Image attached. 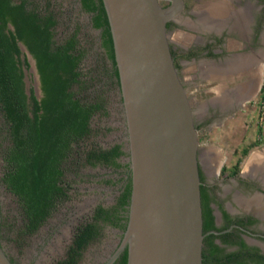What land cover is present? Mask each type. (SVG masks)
<instances>
[{
	"label": "trees",
	"instance_id": "16d2710c",
	"mask_svg": "<svg viewBox=\"0 0 264 264\" xmlns=\"http://www.w3.org/2000/svg\"><path fill=\"white\" fill-rule=\"evenodd\" d=\"M91 14L94 28L110 62L111 80L120 89V75L115 45L104 0H80ZM54 13L30 5L29 0H0V156L3 158L1 180L17 197L21 234L36 232L51 214L58 199L68 194L62 180L63 163L83 158L87 163H105L116 169L127 167L119 158L128 155L122 144L110 148L77 150L92 134V119L107 112L102 96L88 95L84 77L85 51L76 34L61 41L55 29ZM23 42L36 60L41 96L34 87L27 91L25 68L31 64L20 47ZM70 156L75 160H71ZM116 202L106 208L99 205L94 215L77 226L66 256L56 264H77L81 251L101 236V224L109 223L126 230L132 194V175L125 180ZM202 208L205 215L203 186ZM208 228L204 225V232ZM128 249L118 259L127 264ZM204 264V261H203Z\"/></svg>",
	"mask_w": 264,
	"mask_h": 264
},
{
	"label": "flooded vegetation",
	"instance_id": "af4514ba",
	"mask_svg": "<svg viewBox=\"0 0 264 264\" xmlns=\"http://www.w3.org/2000/svg\"><path fill=\"white\" fill-rule=\"evenodd\" d=\"M162 5L168 6L170 2L163 1ZM167 27L168 33L176 37V40L170 39L174 62L182 82L192 90L189 98L201 133L203 130L208 134L212 127L220 128L226 120L241 115L260 117L255 135L248 122H244L248 126L243 134L245 140L240 133V146H225L223 152L215 153V157L207 152L209 143L200 147V174L206 202L203 229L205 224L208 226L204 232V264H264V110L260 109L264 100V0H184L183 10L168 22ZM247 58L255 65L254 76L257 68L262 70L260 87L252 85L250 68L247 72L240 70ZM245 83H250L252 87L242 93ZM119 94L123 135L122 141L116 143L122 144L123 150L128 153L119 160L130 164L121 89ZM221 135L233 136L223 132ZM79 155L77 153L78 159L74 163L69 164L68 160L63 163L64 173L59 183L66 187L67 194L68 171L84 160ZM70 158L75 160L72 156ZM109 167L120 176L121 181L117 186L115 203L132 170ZM59 201L33 234L36 235L45 226ZM98 206H94L91 217ZM107 224L117 232V237L107 243L95 264H105L124 235L122 229ZM3 228V214L0 212V243L12 262L19 264L5 248ZM120 256L113 264H118Z\"/></svg>",
	"mask_w": 264,
	"mask_h": 264
},
{
	"label": "water",
	"instance_id": "95a60500",
	"mask_svg": "<svg viewBox=\"0 0 264 264\" xmlns=\"http://www.w3.org/2000/svg\"><path fill=\"white\" fill-rule=\"evenodd\" d=\"M163 1L170 5L163 6ZM126 118L132 194L113 264H203L200 140L171 50L168 22L184 0H104ZM41 96L36 60L23 42ZM0 264H14L0 243Z\"/></svg>",
	"mask_w": 264,
	"mask_h": 264
},
{
	"label": "rangeland",
	"instance_id": "374dc122",
	"mask_svg": "<svg viewBox=\"0 0 264 264\" xmlns=\"http://www.w3.org/2000/svg\"><path fill=\"white\" fill-rule=\"evenodd\" d=\"M29 3L33 7L55 14L58 20L55 32L59 41L77 35L80 46L85 51L82 67L89 86L87 93L90 96L100 94L108 109L107 112L95 114L91 124L92 134L79 144L77 150H82L83 154L86 150L105 148L121 142L122 100L119 87L111 80L110 62L101 45L100 30L92 25L91 14L82 8L80 0H29ZM172 36L169 34V39L176 40V37ZM25 74L27 91L29 92L31 87L36 90L33 69L25 68ZM186 89L189 95L192 90L187 87ZM259 118H250L248 121L253 135L256 134L255 128ZM235 131L230 137H224L221 133L214 134L212 140L209 139L210 133L199 131L200 147L217 140L224 146H240V133L243 129L240 127ZM242 136L245 140V135ZM2 167L3 158L0 156V212L3 214L4 225L2 240L7 252L15 257L19 264H56L63 259L72 242L74 227L90 219L95 205L110 207L115 201L117 186L121 183L120 176L107 164L91 165L81 160L68 171V195L60 199L56 210L36 235H26L21 234L22 222L18 214L20 208L17 197L8 191L1 180ZM101 228V236L85 248L78 264H95L107 243L117 237V232L110 225L101 224Z\"/></svg>",
	"mask_w": 264,
	"mask_h": 264
},
{
	"label": "crops",
	"instance_id": "0c3cea01",
	"mask_svg": "<svg viewBox=\"0 0 264 264\" xmlns=\"http://www.w3.org/2000/svg\"><path fill=\"white\" fill-rule=\"evenodd\" d=\"M243 62L244 63L241 64V66H240V70L242 71L244 69L245 72H247L248 68H250L251 69V73L250 74H252L253 73L252 71L255 69V65L253 64L251 59L247 58ZM255 76L253 74L251 75L252 85L256 84V85H258L260 87V85L262 83V70L257 68V73H256ZM252 85H250V83H245L243 85V87L241 86L242 87V93L246 92L248 87H250V86L252 87ZM245 116L246 115H241L240 117H237V118L228 119L221 125L220 128H217V127L213 128L212 127L210 129V132H209L211 140L213 139L214 134L221 133V132L226 133L228 135H231V134L233 135L234 131L236 129H239L240 127H241V129H243V132H241V134L242 135L245 134V131H246L245 128L247 129L248 125L245 126L244 124L246 122H248L249 119H250V118H247ZM208 146H209V150L207 152H208V154H212V157H215V153H216V155H218L219 152H223V150L225 148V146L220 144L218 141H213V143H210ZM207 164L209 165L208 161H207Z\"/></svg>",
	"mask_w": 264,
	"mask_h": 264
},
{
	"label": "built area",
	"instance_id": "2783aa9c",
	"mask_svg": "<svg viewBox=\"0 0 264 264\" xmlns=\"http://www.w3.org/2000/svg\"><path fill=\"white\" fill-rule=\"evenodd\" d=\"M261 104L262 105L260 107H261V110L263 111L264 110V100H263V102Z\"/></svg>",
	"mask_w": 264,
	"mask_h": 264
}]
</instances>
